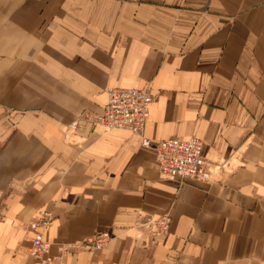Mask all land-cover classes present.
<instances>
[{"label":"crops","instance_id":"obj_1","mask_svg":"<svg viewBox=\"0 0 264 264\" xmlns=\"http://www.w3.org/2000/svg\"><path fill=\"white\" fill-rule=\"evenodd\" d=\"M144 86L146 137H197L237 169L162 178L127 129L65 138L110 87ZM40 209L52 254L111 235L65 264H264V0H0V264L28 263ZM138 211L169 214V232L140 236Z\"/></svg>","mask_w":264,"mask_h":264},{"label":"built area","instance_id":"obj_2","mask_svg":"<svg viewBox=\"0 0 264 264\" xmlns=\"http://www.w3.org/2000/svg\"><path fill=\"white\" fill-rule=\"evenodd\" d=\"M153 94L149 87H110L108 101L102 114L85 113L65 126L66 136L90 131L106 132L121 128L129 130L141 145L152 147L156 153L162 178L220 181L239 166L238 158L213 160L204 152V143L197 137L167 138L152 142L144 135L150 116ZM237 160V161H235ZM238 162V163H237ZM55 215L50 209L34 213L28 223L30 242L27 264H65L63 256L77 249H105L111 240L108 231L98 232L81 241L60 243L56 254L51 253V242L45 232L53 225ZM140 236H151L154 242L170 230L169 214L154 215L145 211L136 213Z\"/></svg>","mask_w":264,"mask_h":264},{"label":"rangeland","instance_id":"obj_3","mask_svg":"<svg viewBox=\"0 0 264 264\" xmlns=\"http://www.w3.org/2000/svg\"><path fill=\"white\" fill-rule=\"evenodd\" d=\"M84 115V114H83ZM69 124V123H68ZM67 124H65V125H63L62 126V131H63V133L65 134V138L66 139H68L69 141L70 140H72V141H74V140H76V139H78V135L79 134H81V133H79V134H74V133H70V136H66V131H65V126H66ZM237 157V156H236ZM238 158V157H237ZM238 162H239V158H238ZM237 162V163H238ZM239 164H240V162H239ZM40 210H42V209H40ZM37 211H39V210H37ZM37 211H35L34 213H36ZM34 213L31 215V217L34 215ZM31 217H30V219H31ZM30 219H29V221H30ZM29 221H28V223H29ZM28 226V225H27Z\"/></svg>","mask_w":264,"mask_h":264}]
</instances>
